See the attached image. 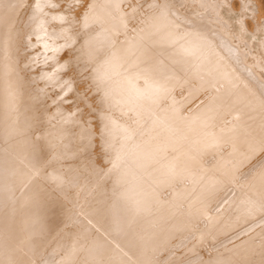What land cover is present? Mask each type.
I'll use <instances>...</instances> for the list:
<instances>
[{"label": "bare ground", "instance_id": "1", "mask_svg": "<svg viewBox=\"0 0 264 264\" xmlns=\"http://www.w3.org/2000/svg\"><path fill=\"white\" fill-rule=\"evenodd\" d=\"M185 2L0 0V264H264V82Z\"/></svg>", "mask_w": 264, "mask_h": 264}, {"label": "rangeland", "instance_id": "2", "mask_svg": "<svg viewBox=\"0 0 264 264\" xmlns=\"http://www.w3.org/2000/svg\"><path fill=\"white\" fill-rule=\"evenodd\" d=\"M186 1L187 2L184 3L186 6L183 5V7L186 8V13L192 17L191 20L193 23L170 24L171 31L175 32V35H180L183 32H192V34H190L191 38L198 43L197 49L195 47H193V49L186 47V60H189L191 65L194 64L195 60L199 61L196 58V54L198 53L200 55L201 52L206 54L208 58L213 57V47L212 45H207L206 42L210 41L212 34L215 33L217 35V37H213L217 38L216 47L214 46L215 48L221 49L224 44L230 47V49L236 50V47H239V53L236 51L238 54L231 58L233 65H240L239 67H234L235 70L240 73L244 70L241 68L242 64L245 66L250 65L254 67L256 70L255 73L264 82V0H251L252 3H249L248 0H208L209 2H206V0L204 2L203 0L204 3L201 2L202 0ZM205 3L209 5H205ZM205 6L211 9H207ZM212 7L217 9H213ZM212 9L213 15L215 14L213 17L211 16L212 13L210 15ZM202 13L207 14L209 17L211 16L208 19H210L212 23L201 24L199 20H201L203 16ZM212 18L215 20H219L220 18L222 22L218 20L214 21ZM252 30H254V32H252ZM221 35L230 38L233 44H229ZM185 66H188L187 62ZM178 71L180 73L183 72L184 75L186 74L191 82L197 81L200 78V76L198 77V75H196L197 73L194 66H192V68L186 67V69L184 68L182 70L178 69ZM219 71L218 68H212L207 75L211 77L212 74H216ZM209 86L210 84L205 85V87Z\"/></svg>", "mask_w": 264, "mask_h": 264}]
</instances>
